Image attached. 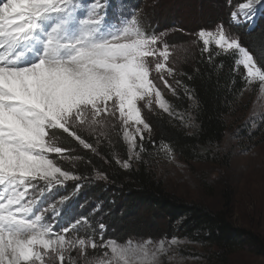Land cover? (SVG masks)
Segmentation results:
<instances>
[{
    "label": "snow or ice",
    "instance_id": "snow-or-ice-1",
    "mask_svg": "<svg viewBox=\"0 0 264 264\" xmlns=\"http://www.w3.org/2000/svg\"><path fill=\"white\" fill-rule=\"evenodd\" d=\"M258 9L264 0H244L231 19L248 22ZM195 36L209 63L234 57L245 89L258 85L264 94V67L238 36L222 23ZM173 47L134 13L109 20L104 0H0V264H161L175 238L106 239L103 223L99 232L82 229L87 218L58 225L56 204L42 198L84 179L62 166L81 158L68 156L58 133L97 153L101 140L118 132L128 152L121 166L140 158L152 131L144 110L174 115L160 86L177 95L182 85ZM183 87L195 106L194 90ZM96 178L107 179L100 172ZM90 249L101 254L90 256Z\"/></svg>",
    "mask_w": 264,
    "mask_h": 264
},
{
    "label": "trees",
    "instance_id": "trees-1",
    "mask_svg": "<svg viewBox=\"0 0 264 264\" xmlns=\"http://www.w3.org/2000/svg\"><path fill=\"white\" fill-rule=\"evenodd\" d=\"M104 0L108 19L119 16H131L127 7L138 8V22L142 25L147 12V0ZM199 0L198 4L207 3ZM194 3L195 0H192ZM220 5L210 17H205L196 24L198 30L210 29L219 23L230 24L243 46L253 51L258 63L264 67V12L254 26L247 23H232L231 12L241 0H218ZM137 14V13H136ZM145 17V16H144ZM153 32H162L164 40L170 46H177L186 41L187 29L162 28L160 15L152 14ZM197 29H192L195 31ZM201 44L187 54L178 69L177 95L170 94L167 100L172 105L174 115L163 111L149 114L148 123L152 131L144 141V153H154L162 147L171 148L187 161L212 160L214 150L224 137L226 130L225 116L229 113L236 96L242 91L245 81L243 67L236 68L234 57H216L212 63L206 54L200 52ZM190 77V79H189ZM184 85L194 90L197 104L185 95ZM191 110L194 127L189 130L182 122L179 113ZM60 144L70 149L69 157H80L62 161V166L84 177L77 181L82 184L80 193L85 200L98 203V211L93 215L101 217L105 225L104 235L118 241L131 239H189L205 245L212 250L209 264H230L232 254L249 248L264 254V237L251 229L238 226L232 220V209L227 199L219 210L190 202L171 192L157 178L146 162L124 169L117 161L128 159L127 146L118 132H112L101 140L97 153L84 149L67 134L58 133ZM86 138L94 142L91 137ZM155 141V145L152 144ZM106 175L107 179L96 178V173ZM77 185H75L76 188ZM81 197V196H80ZM92 217V216H91ZM90 217V218H91Z\"/></svg>",
    "mask_w": 264,
    "mask_h": 264
},
{
    "label": "rangeland",
    "instance_id": "rangeland-1",
    "mask_svg": "<svg viewBox=\"0 0 264 264\" xmlns=\"http://www.w3.org/2000/svg\"><path fill=\"white\" fill-rule=\"evenodd\" d=\"M115 1L120 4L123 2L122 0ZM147 1V12L149 10V13L142 17L145 23L141 25L146 31H155L154 23H146L153 19L154 12L160 15L162 28L167 27L166 25L171 27V21H176L171 29L181 28L189 32L185 36V42L172 48V63L178 71L184 57L199 45L195 42V34L199 31L196 24L215 13V10L220 7L218 0H207L205 5L198 4L199 0H195L194 3L192 0ZM242 2L244 0H241ZM127 9L135 14L137 20L139 19L138 8L135 7L134 10V7L129 5ZM259 11L250 21L258 20L264 12ZM222 24L231 34L238 36L231 29L230 24ZM247 24L254 25L249 21ZM192 29L197 30L191 31ZM166 31H158L156 34H163L164 38ZM175 79H178V75ZM175 79L168 78L169 83L175 86ZM160 86L167 99V96L172 93L163 87L162 82ZM236 97L229 113L225 116L224 137L217 147H213L214 161H187L172 151V158H169L168 149L162 147L149 156L141 152L140 158L133 159L131 163L132 166H137L140 162H146L169 192L187 201L202 204L211 210L221 209L228 199L233 222L238 226L258 232L264 237V94L260 93L258 85H253L250 89L244 87ZM155 111L162 110L156 109ZM153 112L144 110L143 114L147 122L149 114ZM177 115H180L182 122L189 130H192L190 129L194 127L192 111ZM148 135L146 131L145 136ZM119 162L122 165L123 161ZM75 185H77L76 188ZM81 186L82 184L77 181H69L63 187L46 192L42 199L46 201V205L56 204V211L59 215L55 217V221L58 225L68 220L87 218L88 224L82 225V229L86 231L96 229L99 232L98 225L103 223V219L93 216L98 211L99 204L93 202L94 200H85L80 193ZM64 197L67 199L61 204L60 200ZM46 216L51 218L53 213L49 211ZM80 234L84 235L85 232L81 231ZM104 236L106 239L110 238ZM169 240L165 239L166 244ZM176 241L175 245L169 246L167 255L161 257V264H209L212 250H208L205 245L202 246L186 238H177ZM89 254L95 256L101 253L90 249ZM229 262L230 264H264V254L245 248L232 254Z\"/></svg>",
    "mask_w": 264,
    "mask_h": 264
},
{
    "label": "bare ground",
    "instance_id": "bare-ground-1",
    "mask_svg": "<svg viewBox=\"0 0 264 264\" xmlns=\"http://www.w3.org/2000/svg\"><path fill=\"white\" fill-rule=\"evenodd\" d=\"M258 11H259V10H258ZM260 11H261V10H260ZM260 11H259V12H260ZM257 16H258V15H257ZM256 20H257V19H256ZM249 22H251L252 24H254L256 21H249Z\"/></svg>",
    "mask_w": 264,
    "mask_h": 264
}]
</instances>
